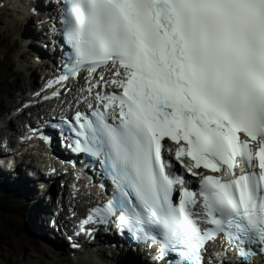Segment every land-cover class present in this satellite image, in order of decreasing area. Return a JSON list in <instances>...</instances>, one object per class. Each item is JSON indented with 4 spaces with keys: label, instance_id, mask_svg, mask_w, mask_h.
Returning a JSON list of instances; mask_svg holds the SVG:
<instances>
[{
    "label": "snow or ice",
    "instance_id": "1",
    "mask_svg": "<svg viewBox=\"0 0 264 264\" xmlns=\"http://www.w3.org/2000/svg\"><path fill=\"white\" fill-rule=\"evenodd\" d=\"M63 8L72 54L67 74L48 86L104 68L111 77L100 73L88 91L101 82L113 89L68 122L74 150L102 157L114 186L83 223L116 217L122 232L159 244V259L175 253L169 264H205L221 235L242 264L264 252V0H64ZM172 152L198 191L172 171Z\"/></svg>",
    "mask_w": 264,
    "mask_h": 264
},
{
    "label": "bare ground",
    "instance_id": "2",
    "mask_svg": "<svg viewBox=\"0 0 264 264\" xmlns=\"http://www.w3.org/2000/svg\"><path fill=\"white\" fill-rule=\"evenodd\" d=\"M6 4H10V8L6 7L5 9L7 10V12L5 11L4 13L7 14L10 17V20L8 22H4L3 19L1 20V24H3V26L6 27L5 30V35H11V34H15V31L18 30V33L20 34V44L21 47L28 46L31 48V52L29 53V50L24 49V52L21 53V57H23L24 55L30 54V58L32 59V65L34 66H38L41 68L42 71H45L46 69H48V65L44 62L43 58H40L42 52L40 51V49L38 50L39 47V43H42L43 39H40V33H38L36 31V27L35 30H33V28L31 27V30L28 31V33L25 30V21L30 23V13H31V9L34 5H41V0H31L30 3H24V4H20L18 3L16 0H12L11 2H7ZM0 10H2V8H0ZM40 13V12H39ZM3 13H0V17ZM40 14H36L35 18L41 22L40 20ZM32 17V16H31ZM34 17V16H33ZM1 19V18H0ZM20 29V30H19ZM31 38V39H30ZM26 40H31L32 43H29L27 41V43L24 44V41ZM37 46V47H34ZM23 51V50H22ZM35 60V61H34ZM30 61V62H31ZM36 75V71L35 74H32V78H35ZM36 82H33L31 84V86H33ZM38 84V82H37ZM25 87V86H22ZM14 98L16 96H13ZM4 109H6V112H9L10 109L8 107V105L3 104ZM52 105H48L46 106L47 109H52ZM40 109H44V108H40ZM58 109V108H56ZM2 117V116H1ZM17 119H20L21 121L24 120V122L26 121H31L30 119H28V113L27 112H23V113H18L16 115ZM24 118V119H23ZM27 118V119H26ZM23 122V123H24ZM19 128V124L14 125V120L12 123L8 122L7 119H4V126H0V139L1 137H3L8 129H11L13 132ZM28 146V144L26 145V147ZM0 157L2 158V155L0 154ZM24 165H28V166H24ZM52 165L47 166L46 170L47 172L50 171L52 169ZM34 167L26 164L24 161L19 162L18 164L15 165V174L13 175L12 173H9L7 169H5L4 167H0V182H5L10 188H15L13 191V201H16L17 203H19V205H23L25 203L20 202V199L25 200L27 199L29 201V208L26 207V209H28V211L25 213V219L27 220L28 224H29V229L32 234L35 236V241H36V245L38 244L39 246L36 249L42 250V251H49L55 259H53L52 261H48L46 259V263L45 264H59L61 262V260H63V255H65L66 253L69 256V252H66L57 242V239L54 238V236L52 235V231L49 228V224H50V219L52 218V206L55 205V198L57 196H60V193H58L59 191V187L57 185V182L54 181V184L49 187L48 192L47 191H43L40 192V190L37 187V183L36 180H33L30 177V174H28L29 170H33ZM2 177V179H1ZM42 180H44V182H48L46 181L44 178H42ZM54 180V179H52ZM3 184V183H2ZM61 190V188H60ZM67 189L65 188L63 190V198L65 196L64 191H66ZM48 194V195H47ZM99 195V194H97ZM46 196H50V198H46ZM67 200L65 199V202ZM64 199H63V206H64ZM68 210V208H67ZM66 210V206L65 209H63L62 214H60L59 218L60 220L63 219V214L69 213V211ZM81 211L83 209H80ZM67 211V213H66ZM31 214L33 215V217L36 219H38L37 221V232L38 234L43 238L38 237L34 230H33V225H32V219H31ZM24 215V214H23ZM19 228L16 229V232L18 231ZM18 233V232H17ZM62 233V232H61ZM55 234V233H54ZM56 235V234H55ZM21 239V238H20ZM19 239V240H20ZM52 239L54 241H52ZM21 241V240H20ZM30 241V240H28ZM41 242V243H40ZM45 244H44V243ZM23 244V243H21ZM12 247V246H11ZM36 247V246H35ZM95 252V253H94ZM94 252L91 251H86V252H81L78 251V256L77 259L79 261H75L78 262L76 264H102L101 261L99 260L100 256H105L103 258V261L106 264H145V260L142 257V255L138 254V253H133L130 255H122L119 256L118 252H113L112 254H110V252H107L106 250L103 249H98L95 250ZM111 256L112 257V262L110 258H107ZM68 258V257H67ZM83 259H85L87 262H83ZM69 261H72L70 259V257L68 258ZM233 259H231L230 257H223L222 261L224 264H234ZM41 262H44V260H42ZM73 262V261H72ZM74 263V262H73Z\"/></svg>",
    "mask_w": 264,
    "mask_h": 264
},
{
    "label": "rangeland",
    "instance_id": "3",
    "mask_svg": "<svg viewBox=\"0 0 264 264\" xmlns=\"http://www.w3.org/2000/svg\"><path fill=\"white\" fill-rule=\"evenodd\" d=\"M5 11L7 12L5 8H2V10H0V13H3L0 17V126H4V119H7L8 122H11V114L12 112H14L13 110L11 112H6L3 104L4 106L8 105L10 109L14 104H16V102H18L17 95L19 93H24L27 89L33 88L31 84L33 82H36L37 84L43 72L40 67L32 65L30 54L21 57V53L24 52V49H28L29 53L32 50L29 45L25 46V48L21 47V44L19 42L20 34L18 33V30L15 31V34H4L6 27L1 24V20L3 19L5 23L10 20L8 13H4ZM36 14L37 13L32 12L31 9V21L30 23L25 21V30L27 33L29 30H31V27L33 28V30H35V27L37 30H40L39 22H37V19L35 18ZM27 41L29 43H32L31 40H26L24 41V44L27 43ZM34 47L37 46L34 45ZM39 49L42 50L41 46L38 47V50ZM11 63H13L12 69H8ZM35 71V78H32V74H35ZM13 96L16 97L14 98ZM14 125H17L15 123V120ZM2 183L6 184L2 181L0 182L1 186L3 185ZM37 187L39 189L38 184ZM40 192L43 191L40 190ZM64 193H66V191H64ZM48 197L49 196H46V198ZM29 201L27 199H20V202L25 203L21 207V215H25V213L28 211L26 207L29 208ZM31 219L35 234L38 237L42 238L38 234L36 229L38 219L35 220L32 214ZM23 221L24 219L20 217L18 222V220L14 218V216L9 214L0 216V235L3 236L2 241L0 242V264H45L46 259L48 261H52L53 259L56 260V258H54L49 251H46L45 253V251L36 249L39 245H36L35 236L30 230L27 229ZM17 228H19L17 231L18 233L16 232ZM67 257L69 258L67 253L63 255L64 259L61 260L59 264H76L75 262L73 263L72 261H69ZM42 260H44V262H41ZM220 264H222V260L220 261Z\"/></svg>",
    "mask_w": 264,
    "mask_h": 264
},
{
    "label": "trees",
    "instance_id": "4",
    "mask_svg": "<svg viewBox=\"0 0 264 264\" xmlns=\"http://www.w3.org/2000/svg\"><path fill=\"white\" fill-rule=\"evenodd\" d=\"M13 63L9 65L8 69H12ZM13 193L6 192L5 189L0 188V216L4 215H12L19 222V218L24 219V225L29 229V225L27 220L25 219V215H21V207L19 203L13 201ZM27 222V223H26ZM3 236L0 235V242L2 241Z\"/></svg>",
    "mask_w": 264,
    "mask_h": 264
}]
</instances>
